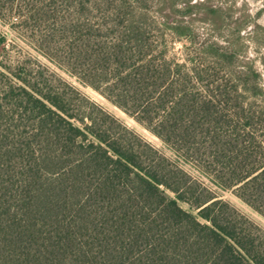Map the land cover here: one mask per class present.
Wrapping results in <instances>:
<instances>
[{
    "label": "trees",
    "instance_id": "obj_1",
    "mask_svg": "<svg viewBox=\"0 0 264 264\" xmlns=\"http://www.w3.org/2000/svg\"><path fill=\"white\" fill-rule=\"evenodd\" d=\"M55 12L32 16L43 55L264 218L258 72L168 18ZM167 33L191 56H169ZM0 77V264H264V230L179 161L61 80L25 64Z\"/></svg>",
    "mask_w": 264,
    "mask_h": 264
},
{
    "label": "rangeland",
    "instance_id": "obj_2",
    "mask_svg": "<svg viewBox=\"0 0 264 264\" xmlns=\"http://www.w3.org/2000/svg\"><path fill=\"white\" fill-rule=\"evenodd\" d=\"M2 6L5 9L0 11L1 72L8 74L9 68L15 71L17 66L25 64L33 71L42 72L44 79H55L56 84L61 80L69 87L72 86L151 146L167 157L179 161L187 172L202 181L221 200L230 203L264 230V218L232 191H225L216 186L192 165L180 160L169 146L150 131L43 55L39 47L40 38L44 33L43 26L46 24L44 21L40 23L39 18L32 17L34 11L39 9H42V12L53 9L59 15L69 16L71 8L76 7L88 10L91 23L104 24L112 23V17L103 16L109 10L130 7L146 12L151 22L157 24L168 18L171 25L188 28L191 37L197 42V47H201L203 43H213L233 52L235 58L231 61V66L235 72L248 73L250 68L258 72L260 80H252L249 87L251 90L247 92L246 98L248 102L254 101L263 105L264 97L254 95L252 91L256 86L264 91V0H4ZM211 10L216 11L212 13ZM173 38V34L167 33L169 56L179 60H183L187 55L191 56L193 47L187 43L189 48L185 50V40L174 41ZM67 93L71 94V91L67 90Z\"/></svg>",
    "mask_w": 264,
    "mask_h": 264
}]
</instances>
